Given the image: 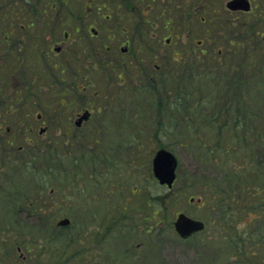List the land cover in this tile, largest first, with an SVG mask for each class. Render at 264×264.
<instances>
[{
	"label": "rangeland",
	"instance_id": "374dc122",
	"mask_svg": "<svg viewBox=\"0 0 264 264\" xmlns=\"http://www.w3.org/2000/svg\"><path fill=\"white\" fill-rule=\"evenodd\" d=\"M49 1L56 5L52 11H43L48 6L46 0H31L33 3L31 7L41 2L38 13H32L31 9L22 13L5 11L11 16V23L16 22L24 28L13 32L6 48H0V57L6 50H11L0 65V126L2 128L0 129V159L6 155L5 152L13 155L18 146L26 147V151L34 157L38 155L39 148L40 152L45 154V145L60 142L62 133L56 131V126L63 117L57 114L60 109L58 94L63 92H79V95L94 94L97 90L104 94L102 87H105L108 81V73L105 70H94L95 73L92 75L87 74L92 76L94 83L89 92L83 94L85 91L83 88L87 85L85 79L78 78L76 74L74 75V68L65 67L63 64L61 66L64 68L54 71L55 62L60 61L61 64L63 58L64 60L68 57L74 59L76 62L73 67L77 68L80 76L85 77L86 71L79 67L77 59L81 61L94 59L91 54L95 50L99 58L104 59L107 56L118 67L123 61L134 60L135 68L132 73L126 74L124 70H121V79L124 80L125 85L123 89H118L117 80L111 84V93L123 92L121 108H118V101H115V98L100 99L101 101L98 102L97 98L85 99L82 96L81 99L78 95L75 100L77 109L84 107L94 110L92 102L106 110V112L101 111L100 108L99 114L94 110L96 113L93 119L79 132V139L86 145L87 154L96 159L97 166L94 168L97 173L96 178L87 177L92 168L89 169L86 162L80 161L78 168L74 170L78 177L76 176L77 179L72 186L64 187L60 177L53 180L43 191V188L40 189L41 183L38 182L40 179L44 180L43 183L48 180L44 176L43 164L45 165L46 159L43 156L34 158L32 165L30 163L24 165L20 160H27L26 153H15L13 156L16 160L12 158L11 163H0V264L4 262L20 264L16 261L15 252L12 254L14 257L12 260H2V255L8 252L6 238L9 242H15L16 238L26 239L32 235L41 238L42 241L45 238H55L58 245H63L64 231L56 230L54 225L55 222L64 218H68L74 226L70 231L72 233L77 228L80 229L81 225L84 228L89 225L88 231L97 235L95 243L104 235L106 238L103 243H96L93 246L97 248L94 249L96 256L94 259L87 256L80 259L78 263L72 264L238 263L234 259L233 251L231 253L230 247L227 246L228 239L234 236L236 229L231 226L225 234L222 233V236L218 237L216 229L218 213L208 211L205 206L197 205L198 199L202 198L203 183L221 180L226 173L224 168L205 161L202 158V151L198 150L188 138L182 144L165 142L170 145V151L178 160L177 181L171 192L154 182L149 185L150 174L152 175V155L157 148V141L152 138V131H155V125H157V116L150 103L152 93L148 91L145 94L142 90L146 86L145 73L150 72L149 75L159 80L162 78V73L171 69L173 72L170 75L171 82L168 83V87L175 88L177 84L182 85L179 76L186 64L182 62V59L191 60L193 56H196L193 58L197 61L196 66H203V69L210 70L211 73H215L220 68L216 67L215 61H211V56H215V60L217 58L220 60L221 57L220 61L226 57L223 60L226 66L230 63L246 65L244 61L250 48L245 47L239 52L235 45L228 44V40L236 35L238 26L253 23L260 8L258 1L255 0L254 11L250 15H244L227 13L225 3L228 0H206L208 6L218 10L220 14L218 20L206 19L205 23H201L198 20L199 16L195 15L189 19L180 18L182 14L195 12L199 0H168L170 3L164 0ZM0 2L10 3L11 0H0ZM143 12L150 18L141 15ZM161 12L170 13L169 18L161 16ZM19 14L25 16L24 22L17 17ZM150 14L151 16L154 14L155 17H151ZM77 25L80 30L78 36L84 37L82 41H78L75 45L71 44L69 49L60 55L49 51V44H54L57 40L61 41L63 31L71 32V28ZM89 27L98 31V38L85 37ZM152 34L155 37L158 34L159 38H153ZM107 35L113 38L111 42L105 40ZM166 39L171 41L169 46L163 45ZM123 41H129L130 55L119 53V44ZM198 42L201 44L198 45ZM101 43L110 48L109 55H105L103 49L97 48L101 47ZM174 49L180 52L172 56ZM191 50L194 54L190 53ZM141 59L142 62L139 63ZM137 63L142 65L141 71ZM149 64L150 66H147ZM154 65L160 67L159 71L154 70L152 67ZM117 73L116 69L115 77ZM215 78L194 85L196 96L200 94L202 98H207L203 102L204 106L196 113L197 122L200 120L199 117L208 115L207 107L213 108L214 102L217 103L218 98L222 97L217 87L219 79ZM135 88H139L140 92L133 91ZM247 97V104L251 111L264 113V95L251 93ZM192 99L194 100L195 97ZM104 101H107L108 105H103ZM9 107L11 110L8 109ZM40 114L45 115L46 119L55 118L58 121L52 124L49 131L40 137L41 139L36 129L34 139L31 140L25 130L27 129L25 124L37 126L35 118ZM66 114L69 118L70 113L66 112ZM170 115L178 118V125H183L179 114L172 112ZM4 128H9L10 132L5 133ZM197 129L199 133H202L200 137L201 135L206 137L204 127ZM65 139L66 144L56 146L60 154L68 156L73 146L67 147L68 139ZM104 140L111 142L110 146L106 147ZM225 141L227 142L228 139L224 138L222 142ZM222 142L219 144L222 145ZM75 153L81 152L78 150ZM103 154L111 158L108 170L104 168L105 164L98 156ZM30 167L35 168L36 173H32ZM39 170L40 174L37 173ZM135 185L138 186L139 191L131 195L130 189ZM110 188L115 194L112 197H108L103 192ZM51 193L54 195L53 200L55 196L60 197L59 204L63 205L62 213H59L56 219L52 218V214L47 216L44 214L42 220V216L38 214V207L42 211L46 209L44 203L48 202V196L45 201L42 198L44 194ZM69 195L74 197V201H68ZM29 196L34 197L33 203L36 209L33 207V210L36 212H32V209L26 206V198ZM152 196H157V202L163 205V211L157 217L161 220V224L154 234L147 233L145 231L147 227L144 222L142 223L144 215L151 214L150 210L145 209V205L149 203ZM104 197L108 199L105 200ZM124 200L125 206H132V211L124 216L125 219L124 212L116 210L112 212L116 207L112 203H122ZM41 202L44 206H38ZM141 208L144 209L143 213L139 211ZM63 211L66 212L63 213ZM177 213H185L193 218L207 221L205 232L194 235L186 241L179 239L172 228V222ZM45 219L49 221L48 227L53 224V228H40V222ZM257 226L259 224L255 222L253 227L257 228ZM87 248L86 244L78 243L74 244L72 249L81 251ZM22 251L27 256L26 251L24 249ZM252 260L253 264H259V258ZM30 262L45 264L42 260Z\"/></svg>",
	"mask_w": 264,
	"mask_h": 264
},
{
	"label": "trees",
	"instance_id": "16d2710c",
	"mask_svg": "<svg viewBox=\"0 0 264 264\" xmlns=\"http://www.w3.org/2000/svg\"><path fill=\"white\" fill-rule=\"evenodd\" d=\"M257 1L260 9L256 13V19L248 25L238 26L236 35L228 40V44L235 45L239 52L245 47L250 48L244 61L246 65L230 63L229 66H226L223 61L226 58L225 56H223L225 58L222 61H220L221 57L220 60L218 58L215 60V56H211V61H215L216 67H220L215 73H211L210 70L207 71L205 68L204 70L203 66H196L197 61L193 59L196 56H193V60L182 59V62L186 63L179 76L182 85H175L176 89L168 87V83L171 82L170 75L173 72V69H171L162 73V78L159 80L146 79V86L142 90V93L145 94L148 91L152 93L150 103L157 116V125H155V131H152V138L157 141L159 148L163 147L170 150V145L165 144V142L182 144L188 138L196 145L198 150L202 151V158L205 161L224 168L226 173L221 177V180L203 183L201 186V200L208 211L218 213V220L216 221L218 237H221L222 233L225 234L231 226L236 229L234 236L228 239L227 244L231 249V253L233 251L234 259L238 262L236 264H253L252 259L254 258H259V264H264V113L251 111L247 104L248 94L264 95V0ZM40 3L37 2L31 7L30 5L33 4L31 0H11L10 3L0 2L1 49L6 48L13 32L24 28L16 22L11 23L12 18L5 11L22 13L26 12L27 9H31L32 13H38ZM46 4L48 5L46 6L47 9H42L44 12L52 11L56 6L53 2L50 3L49 0H46ZM17 17L24 22L25 16L23 14H19ZM8 52H11V50H6L0 57V65L4 60V56L9 54ZM212 78L219 79L218 85H216L219 87L218 91L222 97L218 98L217 103L214 102L213 108L207 107L208 115L199 117L200 120L197 122L196 113L204 106L203 102L207 98H202L203 96L200 94L196 96L194 85ZM185 84L187 85L185 86ZM139 90V88H135L133 91L140 92ZM193 97H195L194 100ZM172 112L180 115L179 118H181L183 125L177 124L178 118L170 115ZM199 127H204L206 137L199 136L202 134L197 129ZM224 138H227L228 141L222 142ZM219 142H222V145ZM78 148L86 151V145L83 143ZM83 150L79 149L82 157L85 155L90 156ZM44 152L45 154L39 150L38 155L33 157L43 156L46 159V164H43V167L45 168L44 176L48 180L43 183V179H37L41 183L40 189L43 188V191H45L53 180L60 177L64 187L67 185L72 186L76 177L70 170V165H72L70 155L62 161L56 144L46 146ZM66 160L68 161L64 163ZM92 162H95V160H92ZM32 164H34L33 161ZM30 168L32 173H36L35 168ZM37 173L40 174L41 172L38 171ZM89 174L87 175L88 178H90ZM93 175L96 178L97 173L95 172ZM87 177L85 178L87 179ZM109 190L103 191L105 195L110 194ZM47 196L46 209L42 211L38 207V214L42 216V220L44 214L45 216L52 214V218L56 219L57 215L62 213L63 205L59 204L60 197L55 196L53 200L54 195ZM33 198L29 196L26 200H28L32 212H36L33 210V207L36 209ZM73 198L69 195L68 201H74ZM104 199L108 198L104 197ZM157 205V213L159 214L163 211V205L158 202ZM38 206L44 205L39 204ZM131 209L132 207L124 205L115 207L112 212L115 210L121 213L124 212L123 218L125 219L124 216L132 211ZM147 219H150V217ZM44 221H47L48 227V219ZM255 222L259 224L257 228L253 227ZM159 223H161V220H159ZM52 227L53 224H50L48 228L51 229ZM73 227L70 226L66 230H60L64 231L63 239L65 243L63 245H58L55 238H45L44 241L40 242V238L32 235L29 239L16 238L15 242H9L7 241L9 239L6 238L8 252L2 255V260L12 259L11 251L15 252L13 249L15 246H20L27 252L29 258L26 264H31L30 261L34 260L37 262L42 260L45 264H72L78 263L80 259L87 256L94 259L96 257L94 249L97 248L93 246L96 243H103L106 240L105 235L100 239L97 237L98 241L95 243L97 235L88 231L89 225L85 228L81 225L80 229L77 228L72 233L70 231ZM78 243L86 244L88 248L81 251L73 250L74 244Z\"/></svg>",
	"mask_w": 264,
	"mask_h": 264
},
{
	"label": "flooded vegetation",
	"instance_id": "af4514ba",
	"mask_svg": "<svg viewBox=\"0 0 264 264\" xmlns=\"http://www.w3.org/2000/svg\"><path fill=\"white\" fill-rule=\"evenodd\" d=\"M164 1L168 2V0H164ZM249 1L251 3V7L253 9L256 8L255 7L256 1L255 0H249ZM168 3H170V2H168ZM226 3H225V10H226L227 13H229V14H233V13L234 14L235 13L236 14H240L241 13V12H231V11H229L228 9H226ZM192 6H194V5H192ZM193 13H191V14L190 13L182 14L180 18L183 19L184 17L185 18L187 17L189 19V17H191L192 15L193 16L195 15V16H199L198 20L201 23H203V22L205 23L206 19L218 20V16L220 14V13H218V10L209 7L208 6V2L206 0H199L197 9ZM141 15H143L145 18H150L147 13L143 12V13H141ZM150 16H151V14H150ZM161 16H165L166 18H169L170 13L161 12ZM151 17H155L154 14ZM107 19H109V18L107 17ZM71 29H72L71 32H64L63 31V38H62L61 41L57 40V41L54 42L52 40L54 42V44L52 43L54 45V47L52 46V44L48 45V49H49L50 52L53 51L57 55L63 54V53H65V51H67V49H69V46L71 44L75 45L78 41H82V39L84 37L82 38V36H80V35L78 36V34L80 32L78 25L76 27H74V28H71ZM86 32H87V35H85V37L88 36V37L98 38V36H97L98 35V31L95 28L89 27ZM152 37L155 38V39L159 38L158 34L156 35V37H155L154 34H152ZM105 40L108 41V42H111L113 40V38H110L107 35ZM158 41H159V39H158ZM129 44H130L129 41H123L122 43L119 44V53L121 55H130L131 54V52H129V48H130ZM170 44H171V41L169 39H166L165 43L163 45L169 46ZM200 44H201V42H198V45H200ZM100 46L101 47L98 46L97 48L103 49V53L105 55L106 54L109 55V53L111 52L110 48L107 45H104L103 43H101ZM177 52H180V51L178 49H174L172 51L171 55L174 56L173 54H175V53L177 54ZM8 53L10 54V52H8ZM190 53L194 54V51L191 50ZM201 53H203V52L201 51ZM9 54H6L5 56H8ZM91 56L94 59H90L89 61L88 60L81 61L80 59H77L79 67H82V70L84 69L86 71L85 77L80 76L78 74L77 68L75 66L73 67V64H75V62H76L74 59H69V57H68V59L64 60V58H63L62 61H61V64H60V61H57V62H55L53 64L54 71L58 70V68H64V67L61 66L62 64L65 67L74 68L73 69L75 71L74 75L76 74L78 76V78L85 79V81L87 83L86 87L83 88V90H85V91H83V94H84V92H89L90 87H92L93 83H94L92 76H88L89 74L92 75V73H95L94 70H96V71L98 70L99 71L100 69L101 70H105L108 73V81L106 82L105 87H102V89L104 91L103 92L104 94H102L98 90H97V93H94V94H86L85 93L84 95H79L78 94L79 92H76V93L75 92H68V93H70V95L67 92H63L61 94H58V98L57 99H59L60 109H58V113L57 114L60 115L61 118L63 117L61 119L62 121H64V119H65V121H64V123H62V121L57 123L56 131L62 133V136H60V142L58 144H56V145H58L60 147V146H62L64 144H66L65 143V140H66L65 138H67L68 139V143H67L66 146L67 147L73 146L72 152L70 153V155L72 154V156H70L69 158L72 161V165H70V170H71V172L73 173V175L75 177L77 175H76V173H74V170L78 168V166L80 164V161L81 162H86L88 164L89 169L92 168L89 176H90V178L94 177V175H93L95 173L94 168H96V166H97L96 159L94 157H92L91 155L90 156L85 155V156L82 157L80 155V153L76 154L75 152H78V150H79L78 147H79L80 144H82V141L79 139V137H80V135H79L80 129H82L85 124L86 125L89 124V122L93 119L94 114L96 112H97V114L100 113V108H101V107L95 105V103H92L91 100H90L91 104H93L94 110L96 111L95 113H94V110H90L89 108H84L83 107V108L77 109L75 100L78 98V95L80 96L81 99H82V96L85 99L97 98L98 102L101 101L100 99L110 100V99L115 98L116 99L115 101H118V108H121V106H122V98H121V96H122L123 92L122 93L118 92V94L117 93H111V91H110L111 84H114L113 81L117 80V82H119L118 83L119 84L118 85L119 86L118 89L119 90L123 89V87L125 85H124V80L121 79V70L122 71L124 70V73L126 74L127 72L132 73L133 69L135 68V66L133 65L134 60L123 61V62L120 63V66L118 67L117 64L113 63L111 61V59L109 57H107V56L104 59L99 58V55H97V51H95V50L92 51ZM136 60H138V59H136ZM2 61H4V60H2ZM84 62H86V63H84ZM141 62H142V59L139 61V63H141ZM138 65H140V64L137 63V66ZM147 66H150V64L147 65ZM152 67L154 68V70L159 71L160 67H158L157 65H154ZM116 69H117L118 73L116 74V77H115L114 73H116ZM139 69H140V71L142 70V65H140ZM149 74H150V72L149 73H145L144 74L145 78L148 79V80H151V81L155 80L156 77L154 78V77H152V75H149ZM110 79H111V82H110ZM65 97H66V99H65ZM102 104L103 105L104 104L108 105V102L104 101V103H102ZM114 107H116V105ZM8 109L11 110L10 107ZM101 109H102L101 111H105L106 112V110H104L103 107ZM66 112L70 113V117L69 118L66 117L67 116ZM85 115H87V118L86 119L83 118L81 121H79ZM35 121H36V124H38L37 126H33L31 124H28V125L25 124L26 125L25 127L27 128L25 130L27 132L28 137L31 140L34 139V135L36 134V129L38 130L39 139H41L40 137L44 136V134H46L49 131V128L52 126V124H54L58 120L55 119V118L53 120H50L48 118L46 119L45 115H43V114L41 115L40 114V115L36 116ZM72 123H73V126H72ZM0 129H2L1 126H0ZM4 130H5V133H9L10 132L9 128H4ZM33 143H36V142H33ZM104 143L106 144V147H108V146H110L109 143H111V142H108V141L104 140ZM50 145H52V144H50ZM46 146H48V145H45V148H46ZM26 149L27 148L24 147V146H18L15 149V153L16 154H24V153H26L27 160L22 159L20 161L23 164L30 163V165H31V162L34 160V158H33V155H31L30 152L26 151ZM39 150H40V148H39ZM84 152H87V151H84ZM5 153H6V155H4V157H2L0 159V163L8 164L9 162L11 163L13 160H16L14 158V156H13L15 153H13V155L11 153H8V152H5ZM68 156H63V154H61L60 159L63 161V159H65V157L68 158ZM98 156L101 157V161L105 164L104 168L108 170V168H109L108 163L111 162V158L107 154L98 155ZM12 158H13V160H12ZM16 158H18V157H16ZM29 159H31V160H29ZM92 160H95V162H92ZM43 169L45 170L44 167H43ZM39 172H41V171L39 170ZM151 173H152V171H151ZM150 177H151V179H150L149 185H152V182H154V178H153V176L151 174H150ZM75 179H77V178H75ZM109 187H111V186H109ZM147 190H149V188H147ZM138 191H139V189H138L137 185L132 186V188L130 189L131 195H135L136 193H138ZM51 192H53V191H51ZM109 192H110V194H108V197H110V196L112 197L113 195H115L112 188H110ZM47 195H53V193L44 194L43 198H42L43 201H45ZM157 199H158L157 196H152L149 199V201L151 203H148L147 205H145V209L150 210L151 214H146V215H144L143 218H142V215H141L142 223L144 222V225L147 227V229L145 230L147 233H149V232L152 233V234L155 233L157 231V228H158V225H159V220L157 219V217L159 215L157 213V208H158ZM40 204H42V202ZM46 204L47 203H44V205H46ZM112 204L117 206V207H120V206L126 205V201L124 200V202H122V203H112ZM26 206L30 207L28 200H26ZM131 207L132 206H130V208ZM139 211L143 213L144 209L141 208ZM148 217H150V219H147ZM189 217H191V216H189ZM191 218H193V217H191ZM46 227H47V221H41L40 222V228L41 229L42 228L45 229ZM26 239H29V238H26ZM41 241L42 240L40 238V242ZM17 252L19 254V259L21 261H25L26 257L24 255H22L20 247H17Z\"/></svg>",
	"mask_w": 264,
	"mask_h": 264
},
{
	"label": "water",
	"instance_id": "95a60500",
	"mask_svg": "<svg viewBox=\"0 0 264 264\" xmlns=\"http://www.w3.org/2000/svg\"><path fill=\"white\" fill-rule=\"evenodd\" d=\"M226 7L231 11L248 12L250 10L248 0H231L226 4ZM83 118L86 119L87 115L83 116L79 121ZM176 168L177 160L171 152L160 149L155 153L152 160V172L160 185H165L168 188L172 186L176 178ZM68 223V220H63L58 225L66 226ZM174 228L182 239H186L192 234L203 230L204 225L199 221L192 220L180 214L174 223Z\"/></svg>",
	"mask_w": 264,
	"mask_h": 264
}]
</instances>
